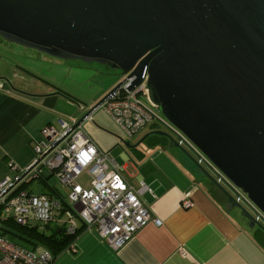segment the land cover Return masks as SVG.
Masks as SVG:
<instances>
[{
    "label": "water",
    "instance_id": "obj_1",
    "mask_svg": "<svg viewBox=\"0 0 264 264\" xmlns=\"http://www.w3.org/2000/svg\"><path fill=\"white\" fill-rule=\"evenodd\" d=\"M0 38L50 57L104 65L133 77L130 91L145 80L147 98L164 119L264 215V0H0ZM151 135L178 145L154 129L135 146ZM214 183L250 226L264 230Z\"/></svg>",
    "mask_w": 264,
    "mask_h": 264
},
{
    "label": "crops",
    "instance_id": "obj_2",
    "mask_svg": "<svg viewBox=\"0 0 264 264\" xmlns=\"http://www.w3.org/2000/svg\"><path fill=\"white\" fill-rule=\"evenodd\" d=\"M0 51L1 182L32 163L44 126L58 128L61 115L78 118L77 114L88 107L75 93L13 61L5 54L9 49ZM47 57L56 68L76 67L67 60ZM110 80L104 79L102 91L86 103L90 105L101 98L113 86L114 81ZM116 125L105 109L91 113L81 122L83 131L98 148L107 151L120 166L125 182L140 190L141 201L160 224L149 221L115 250L76 217L78 233L56 254L52 264H264V230L250 226L240 209L230 205L214 183L216 174L208 164L198 163L197 155L188 146L170 145L169 139L161 135L148 136L135 146L146 132L162 128L150 125L131 138L124 132L123 138ZM46 181L40 191L61 206L54 210L51 222L60 227L65 224L60 218L67 208L68 190L64 193L50 184L49 178ZM140 182L145 188L141 189ZM218 183L235 197L229 186ZM185 197L193 202L189 208L182 207ZM240 205L254 215L244 203Z\"/></svg>",
    "mask_w": 264,
    "mask_h": 264
},
{
    "label": "built area",
    "instance_id": "obj_3",
    "mask_svg": "<svg viewBox=\"0 0 264 264\" xmlns=\"http://www.w3.org/2000/svg\"><path fill=\"white\" fill-rule=\"evenodd\" d=\"M132 78L126 75L121 77L119 81H125L99 107L102 106L130 137L150 125L170 130L177 143L193 150L198 163L208 164L216 174V181L229 186L234 192V198L249 207L255 220L264 225V215L246 195L160 115L157 107L147 98L145 80L133 90L127 89ZM89 117L90 115L85 119ZM77 120L78 118H72L69 122L60 120L58 128L44 126L41 129L43 139L39 140L34 148L35 157L30 164H34L33 167L25 176L22 174L30 165L0 182V208L3 215L11 216L21 225L33 222L45 225L53 222L54 210L61 208L58 202L28 188L18 189L23 182L37 178L46 167L68 188L65 208L66 231L71 233L75 230V218L78 217L85 227L92 229L111 248L118 250L149 221L159 225L160 220L153 217L143 204L139 197L140 190L132 189L125 182L120 173V166L107 151L98 148L83 131L81 123L76 124ZM84 171L90 176L88 186L77 182V177ZM140 185L141 189L145 188L143 182H140ZM181 204L183 208H189L193 202L185 197ZM52 263L53 256L45 247L28 249L17 245L3 234L0 227V264Z\"/></svg>",
    "mask_w": 264,
    "mask_h": 264
},
{
    "label": "rangeland",
    "instance_id": "obj_4",
    "mask_svg": "<svg viewBox=\"0 0 264 264\" xmlns=\"http://www.w3.org/2000/svg\"><path fill=\"white\" fill-rule=\"evenodd\" d=\"M0 44L5 46L6 50L9 49V52L7 51V53H5V54L8 55L9 57H11L13 59V61H15L18 64L19 63L25 64L30 69L39 73L46 80L51 79L54 81V83L57 86L64 89L65 91L70 92V93H75L74 95H77V97H79L85 101V103L82 102V104L85 107L89 106V104H87V103H89V101H86V100L91 99L93 96L97 95L99 92L102 91L101 83L104 79H107V80L111 79L110 81L113 80L114 81L113 83L115 84L122 77L120 74H118V72H110V70H108V68L104 65H100L97 63H83L79 60H67V62L71 63L72 65H75L76 67H72V68L59 67V68H56L55 66H52L50 64V62L47 61V60H51V59L49 57H47L46 55H43V53L37 52V51L30 49V48L22 47L20 45L14 44V43L7 42V41L3 40L2 38H0ZM0 52H2V51H0ZM4 52H6V51H4ZM24 53H27V54L23 55ZM27 56L29 58H27ZM79 66H81L83 68H78ZM96 72H97V74H96ZM75 100L77 101V99H75ZM78 103H81V102H78ZM99 109L104 110L101 106V107H98L95 111H97ZM83 113L84 112L77 114L78 118ZM65 115L66 114H63V116H65ZM160 115L162 116V114H160ZM63 116L62 115L60 116L61 118L64 119V120L63 119H61V120L67 121V122H69L71 120V117L65 118L66 116L65 117H63ZM116 126L119 129L120 136L123 138L126 137L124 134V131L122 129H120L118 125H116ZM161 128L166 130L167 132H169V134L175 138V135L170 130L166 129L165 127H161ZM131 137H128V138H131ZM43 170H44L45 175H47L49 173L48 168L45 167V168H43ZM89 178H90L89 174L84 171L83 173H81L77 177V182H79L80 184H82L84 186H88ZM49 183L57 186L59 189L64 191V193H65V191L68 190L67 187L63 186L59 182L58 178L54 174L52 176H50ZM247 208H248V210H250L252 212V210L249 207H247ZM60 219L64 222L67 220L66 210H64L62 212ZM261 225H263V224H261ZM7 236L9 238H11V236L9 234ZM12 239H13L12 241L14 243H16L17 245H20L24 248L29 249L28 246H30V245L28 243H25V242L15 238V237H12Z\"/></svg>",
    "mask_w": 264,
    "mask_h": 264
},
{
    "label": "trees",
    "instance_id": "obj_5",
    "mask_svg": "<svg viewBox=\"0 0 264 264\" xmlns=\"http://www.w3.org/2000/svg\"><path fill=\"white\" fill-rule=\"evenodd\" d=\"M1 49L5 50V46H0ZM110 70V69H108ZM110 72H114L110 70ZM156 127V125H154ZM156 136V135H154ZM161 137V136H159ZM49 175H45L43 172L37 178L32 179L30 181L23 182L18 189H30L35 192L34 187H39L41 190L43 189L44 184H46V180L52 176V172L49 171ZM43 191V190H42ZM41 192V191H40ZM85 226V225H84ZM0 227L6 236L9 234L12 237H15L25 243H28L29 248H34L36 246L45 247L55 258L56 254L63 248V246L78 233V227H75L73 232L68 233L65 228V224L60 227H54L51 223L41 225L39 223H29L27 225H21L17 223L11 216L3 215L2 210L0 208Z\"/></svg>",
    "mask_w": 264,
    "mask_h": 264
}]
</instances>
